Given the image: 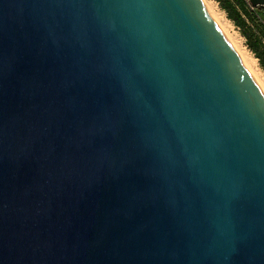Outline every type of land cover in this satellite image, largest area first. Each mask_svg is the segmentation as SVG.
Returning a JSON list of instances; mask_svg holds the SVG:
<instances>
[{"label": "water", "instance_id": "water-1", "mask_svg": "<svg viewBox=\"0 0 264 264\" xmlns=\"http://www.w3.org/2000/svg\"><path fill=\"white\" fill-rule=\"evenodd\" d=\"M0 264H264V94L200 0H0Z\"/></svg>", "mask_w": 264, "mask_h": 264}, {"label": "trees", "instance_id": "trees-1", "mask_svg": "<svg viewBox=\"0 0 264 264\" xmlns=\"http://www.w3.org/2000/svg\"><path fill=\"white\" fill-rule=\"evenodd\" d=\"M221 9L226 13L227 18L240 30L245 39L248 50L258 59L260 67L264 70V41L247 25L246 20L255 24L260 31L264 30L263 25L257 22L256 17H264V7H256L255 13L250 14L245 10L242 0H216ZM260 14V15H258ZM263 16V17H262Z\"/></svg>", "mask_w": 264, "mask_h": 264}, {"label": "rangeland", "instance_id": "rangeland-1", "mask_svg": "<svg viewBox=\"0 0 264 264\" xmlns=\"http://www.w3.org/2000/svg\"><path fill=\"white\" fill-rule=\"evenodd\" d=\"M200 1L205 7V9L211 14L214 22L219 27L220 32L223 34V36L225 37V39L227 40V42L229 43V45L231 46V48L233 49V51L235 52V54L237 55V57L239 58V60L241 61L244 67L245 65L239 56V52H237L239 50H237V48L234 45H232L231 37H236L240 43V50H242L244 53H246L251 57V59L254 62L255 70L262 77L261 84L258 81H256L252 73L246 67L245 68L247 69V71L249 72L255 83L258 85V87L264 94V70L260 67L258 59L255 58V56L248 50L245 39L242 37L240 30L237 27H235V25L227 18L226 13L221 9L219 3L216 0H200ZM262 19L264 20V17ZM250 24L251 27L254 29V31L264 41V30L260 31V28H257L255 24L252 23Z\"/></svg>", "mask_w": 264, "mask_h": 264}, {"label": "bare ground", "instance_id": "bare-ground-1", "mask_svg": "<svg viewBox=\"0 0 264 264\" xmlns=\"http://www.w3.org/2000/svg\"><path fill=\"white\" fill-rule=\"evenodd\" d=\"M231 41H232V45H234L237 48V50H239L237 52H239V56H240L242 62L244 63L245 67L252 73V75L254 76L255 80L258 81L261 84L262 77L255 70L254 62L251 59V57L249 55H247L246 53H244L242 50H240V43H239V41L237 40L236 37H231Z\"/></svg>", "mask_w": 264, "mask_h": 264}, {"label": "built area", "instance_id": "built-area-1", "mask_svg": "<svg viewBox=\"0 0 264 264\" xmlns=\"http://www.w3.org/2000/svg\"><path fill=\"white\" fill-rule=\"evenodd\" d=\"M244 6H245V10L250 13V14H254L255 13V9L256 7L252 6L250 3V0H242ZM257 22L260 23L261 25H263L264 27V20L261 19L260 17H256ZM246 23L248 26L251 27V24L246 20Z\"/></svg>", "mask_w": 264, "mask_h": 264}]
</instances>
